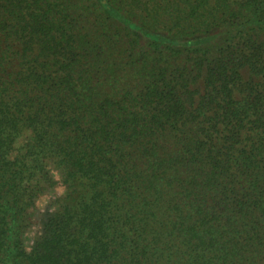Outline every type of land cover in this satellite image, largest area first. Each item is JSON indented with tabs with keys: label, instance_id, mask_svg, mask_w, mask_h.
Here are the masks:
<instances>
[{
	"label": "trees",
	"instance_id": "obj_1",
	"mask_svg": "<svg viewBox=\"0 0 264 264\" xmlns=\"http://www.w3.org/2000/svg\"><path fill=\"white\" fill-rule=\"evenodd\" d=\"M0 264H264V0H0Z\"/></svg>",
	"mask_w": 264,
	"mask_h": 264
},
{
	"label": "rangeland",
	"instance_id": "obj_2",
	"mask_svg": "<svg viewBox=\"0 0 264 264\" xmlns=\"http://www.w3.org/2000/svg\"><path fill=\"white\" fill-rule=\"evenodd\" d=\"M63 191V187L58 184L53 190H51L49 193L43 195L36 201V212L42 213L49 209L51 202L54 200L55 197L60 195ZM37 231V225L34 224L30 231L28 232V237L31 239ZM29 243V242H28Z\"/></svg>",
	"mask_w": 264,
	"mask_h": 264
}]
</instances>
